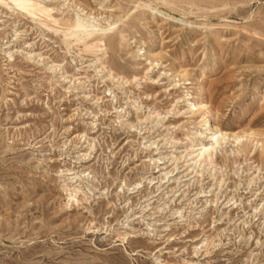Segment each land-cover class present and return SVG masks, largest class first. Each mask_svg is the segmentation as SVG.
Segmentation results:
<instances>
[{"label": "rangeland", "instance_id": "rangeland-1", "mask_svg": "<svg viewBox=\"0 0 264 264\" xmlns=\"http://www.w3.org/2000/svg\"><path fill=\"white\" fill-rule=\"evenodd\" d=\"M42 1L116 24L0 1V264H264V0Z\"/></svg>", "mask_w": 264, "mask_h": 264}, {"label": "bare ground", "instance_id": "bare-ground-1", "mask_svg": "<svg viewBox=\"0 0 264 264\" xmlns=\"http://www.w3.org/2000/svg\"><path fill=\"white\" fill-rule=\"evenodd\" d=\"M0 1L1 3L4 2L6 4H14L23 13L39 18L40 20L42 19V23L49 30L55 31L57 33L61 32L64 35L65 40L69 44L72 42H75V44H82L86 51L92 53L99 52V50H101L102 45H104L102 43L105 41L103 39L105 38V35L100 34L101 32L99 33V29H102L100 31L113 30V25L116 24V22H114L109 23L106 26L102 25V27H100L101 24L94 22L88 24L85 19L82 18H57L53 13L54 7L52 5L44 3L42 0ZM165 14L166 16L168 15L167 13ZM108 37L110 40L114 38L113 41L118 40L119 43H121L124 38V29L118 32H114L113 36L108 35ZM208 126L209 125L207 124L205 126V129L209 128ZM213 130L214 132H212V134L206 136V140L208 142H206V140H203V142L197 144L198 147L196 148V151L198 152L196 154V158L198 160L210 157V155L213 153V150L215 149V145L219 144L220 142H222V140H225L227 138V133H222L224 130ZM78 191L79 189L74 188V194L71 193L70 198L73 199L77 195Z\"/></svg>", "mask_w": 264, "mask_h": 264}]
</instances>
